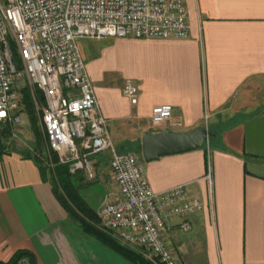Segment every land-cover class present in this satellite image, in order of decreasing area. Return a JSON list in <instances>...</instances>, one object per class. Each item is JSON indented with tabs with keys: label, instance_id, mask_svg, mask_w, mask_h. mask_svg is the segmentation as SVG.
<instances>
[{
	"label": "crops",
	"instance_id": "0c3cea01",
	"mask_svg": "<svg viewBox=\"0 0 264 264\" xmlns=\"http://www.w3.org/2000/svg\"><path fill=\"white\" fill-rule=\"evenodd\" d=\"M184 4V38H85L80 53L117 151L134 150L143 160L144 133L197 126L212 133L201 148L143 160L154 191L185 184L188 198L202 204L196 214L167 221L164 237L181 263L264 264V0ZM120 70L124 78L106 75ZM126 79L138 87L136 104L123 93ZM163 103L172 105V116L152 125V107ZM23 106L22 94L20 116ZM12 137L2 138L0 155V261L21 253L29 264H135L82 229L49 173L26 156L36 152L27 137ZM101 154L93 180L74 176L94 212L118 195L99 172L106 158L109 166V152Z\"/></svg>",
	"mask_w": 264,
	"mask_h": 264
},
{
	"label": "built area",
	"instance_id": "2783aa9c",
	"mask_svg": "<svg viewBox=\"0 0 264 264\" xmlns=\"http://www.w3.org/2000/svg\"><path fill=\"white\" fill-rule=\"evenodd\" d=\"M187 17L184 0H0V122L21 120L17 111L26 86L40 120L48 167L54 166L55 154L71 175L93 180L95 156L109 152L118 195L105 197L96 209L100 228L120 244L141 249L155 264H182L164 237L167 221L196 214L202 204L188 198L185 184L154 191L143 160L117 151L78 42L184 38ZM23 81L26 85L18 84ZM38 91L44 97L40 106ZM123 93L130 104L137 103L133 80H125ZM171 116V104H158L152 107L150 122L160 125ZM180 227L187 230L189 224L184 221ZM12 264L29 260L20 255Z\"/></svg>",
	"mask_w": 264,
	"mask_h": 264
},
{
	"label": "trees",
	"instance_id": "16d2710c",
	"mask_svg": "<svg viewBox=\"0 0 264 264\" xmlns=\"http://www.w3.org/2000/svg\"><path fill=\"white\" fill-rule=\"evenodd\" d=\"M22 92L25 107L27 108L31 119L33 120L34 104L29 93L28 87L25 86L22 89ZM35 99L40 104L44 103V97L39 91L36 92ZM11 131L12 126L8 123H6L3 129L0 131V155L2 152L1 148L4 147L2 137L5 135H10ZM34 131L35 141L37 142L38 146L34 147V151L36 152H29L26 154V156H32L38 161L43 174H47V172L49 173L50 178L52 180L55 195L57 196L61 204L64 206V208L69 212V214L80 221L82 229L85 232L90 233L99 238L100 240L104 241L105 243L109 244L112 248L120 252L128 260L132 261L135 264H153L150 260L146 259L140 252L120 244L119 242L114 240L110 236V234L100 228L98 224L99 219L96 215V212H94L91 208L87 207L81 201L80 195L78 193L79 184H76L75 178L68 172L67 166L63 163L58 162V158L55 154L52 155L54 166L51 168L47 166L45 155L42 154V138L40 136V132L35 127ZM58 189H60L61 192H59ZM20 255L23 254L20 253L18 256ZM15 259L13 261L5 263L0 261V264H12Z\"/></svg>",
	"mask_w": 264,
	"mask_h": 264
},
{
	"label": "water",
	"instance_id": "95a60500",
	"mask_svg": "<svg viewBox=\"0 0 264 264\" xmlns=\"http://www.w3.org/2000/svg\"><path fill=\"white\" fill-rule=\"evenodd\" d=\"M212 135L206 126H197L185 131H160L144 133L141 153L143 160L149 162L160 156L178 154L203 147Z\"/></svg>",
	"mask_w": 264,
	"mask_h": 264
},
{
	"label": "rangeland",
	"instance_id": "374dc122",
	"mask_svg": "<svg viewBox=\"0 0 264 264\" xmlns=\"http://www.w3.org/2000/svg\"><path fill=\"white\" fill-rule=\"evenodd\" d=\"M107 76H112L113 75V78H116V77H121V78H124V74L123 72L120 70V71H117L115 72L114 74H107ZM22 83H25L26 85V81H23L21 83H18L19 85H21ZM20 87V86H19ZM23 94V92L21 93V95ZM33 101V99H32ZM34 104V102H33ZM38 105L40 106L41 104L38 103ZM33 112H34V115H33V120L31 119V117L29 116L28 112H27V108L25 106H23V110L21 112V120L18 122V123H11L10 125H12V131H11V134L10 135H5L3 136L2 138L5 139V141H8L9 138H13L12 137V134H16L20 137H27L25 141H28V143L31 145V147H36L38 146L37 145V142L35 141V135H34V127L40 132V136L42 138V154H44V152L46 151V143L44 141V138H43V135H42V130H41V124H40V120H39V117H38V114L36 112V107H35V104H34V108H33ZM23 118L25 119V122L27 124V126L23 125L24 124V121H23ZM6 123H0V131L3 129V127L5 126ZM25 127V128H24ZM21 130V131H20ZM157 132H160V131H157ZM14 139V138H13ZM40 146V145H39ZM129 152H132L134 154H137L136 151L132 150V151H129ZM103 154H107V152H104L102 153L101 155ZM108 158L105 159V162L102 166H100L99 168V172L100 174L102 175V177L104 178L105 180V184L108 185L109 188H114L115 187V183H114V179L112 177V174L110 173V168L108 166V162H107ZM102 185V183H96L94 184L93 186L97 187L98 185ZM106 187V186H105ZM80 194L82 195V191H80ZM99 226H100V222H98ZM137 251V250H136ZM138 252H140L146 259L150 260L153 264H155V262L153 260H151L150 258L147 257V255L142 252L141 249L138 250ZM179 258V257H178ZM179 260H181V258H179Z\"/></svg>",
	"mask_w": 264,
	"mask_h": 264
}]
</instances>
